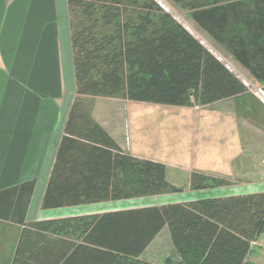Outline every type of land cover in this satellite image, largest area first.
I'll return each instance as SVG.
<instances>
[{"label":"trees","instance_id":"trees-1","mask_svg":"<svg viewBox=\"0 0 264 264\" xmlns=\"http://www.w3.org/2000/svg\"><path fill=\"white\" fill-rule=\"evenodd\" d=\"M264 92V0H175ZM74 97L41 209L181 193L162 162L124 152L93 118L95 97L198 106L246 90L222 60L157 0H66ZM205 177L192 174L194 189ZM35 180L0 189V219L22 240L81 241L87 264H163L141 254L167 227L183 264H247L264 232V191L25 222Z\"/></svg>","mask_w":264,"mask_h":264},{"label":"rangeland","instance_id":"rangeland-1","mask_svg":"<svg viewBox=\"0 0 264 264\" xmlns=\"http://www.w3.org/2000/svg\"><path fill=\"white\" fill-rule=\"evenodd\" d=\"M157 1L223 60L230 70L242 79L246 90L235 98L208 106H198L194 100L179 107L127 101L118 97H101L99 98L101 100L97 101L96 115L105 118L106 123L111 121V125L118 128L117 139L124 146L126 153L167 164L168 179L181 184L192 174L205 177L206 187L194 189L187 179L186 184H183L185 185L183 193L158 196L161 203L201 196L264 191V94L261 92L260 82L253 79L222 46L198 27L182 3L175 0ZM27 62L28 60L23 62L19 75L7 69L0 76V128L3 127L2 123L10 103L11 120L13 117L15 120L20 117L17 121L20 123L21 117L27 115L23 101L29 98L36 105H40L42 100L50 99L48 97L52 96L46 86L37 87L33 91L32 88H28L32 79H46L48 69L43 70L41 64H39L41 68L34 67V60ZM58 72L56 68L57 81ZM71 96L72 101L74 93L73 95L71 93ZM50 100L56 107V118L61 114L65 115L67 110L64 102L69 103L70 100L64 97L63 103L59 106L56 105L55 98ZM95 100L96 98L93 99V106ZM58 103L60 104L59 100ZM116 116L120 117L121 123L117 122ZM12 128V125L8 128V135L12 133ZM11 135L10 141L0 148V179L6 178V182H0V188L15 185L23 180L36 179L43 169L40 167L39 172L35 174L29 170L28 177H20L19 170L22 169V165H19L18 179H13L17 175L11 177L8 174L17 169H8L2 161L8 157L11 164L15 162L14 154L20 141L18 135ZM113 202L118 204L115 207L122 208L128 205L141 206L152 203V200L138 197ZM84 207L87 208L86 211L99 212L111 206L100 202L83 205L81 208ZM158 236L156 243L147 249L144 255L164 262L163 264H183L171 245L168 229L164 227ZM257 243L264 246V232L257 238ZM257 243L252 244L247 264H264V249L262 250Z\"/></svg>","mask_w":264,"mask_h":264},{"label":"crops","instance_id":"crops-1","mask_svg":"<svg viewBox=\"0 0 264 264\" xmlns=\"http://www.w3.org/2000/svg\"><path fill=\"white\" fill-rule=\"evenodd\" d=\"M228 55L230 54L228 53ZM26 60H28V62H32V60H34V67L36 68H39V64H41L43 70L48 69L47 76L45 77L46 79H32L28 85L29 89L32 88L33 91L36 90L37 87L46 86L48 88V92L52 93V96L48 98H55L54 101L56 105H61V103H63L62 100L64 97L69 99L70 102H64L65 109L67 110L65 115L61 114L58 118H56V107L50 99H44L41 101L40 105H36L31 99L28 98L27 100L23 101L24 111H27V115H23L21 117L22 120L20 123L17 122L20 117H17L16 120L13 117L11 120V111L9 108L11 103L7 107V112L5 113L6 116L4 117V121H6H3V127L0 128V148L3 144H7L10 141L12 138H10L11 134L14 136L18 135L20 138V141L17 143L18 146L16 148V153L14 154L16 157L15 162L11 164L8 160V157L2 161L8 169H17L15 172L10 171L8 174L11 177L16 176L21 165L22 169L19 170V174H21L20 177H28L29 173L27 172L29 170L35 174V172H39L40 167L43 168L41 173L38 174L39 176L34 179L35 186L27 208L25 222L80 216L93 213H104L218 196L253 193L237 192L226 195L177 199V201H166L163 203L158 200V196L163 195H156L146 197L150 198L152 203H147L141 206L128 205L118 208L115 207V205L118 204H115L113 201L103 202L109 204L111 207H107L104 209V211L99 212L86 211V207L81 208L83 205L46 210L41 209L40 203L42 194L48 178L50 167L54 160L57 145L63 133V126L67 117V113L72 102L71 93L72 95L74 93V76L71 59L66 0H0V76L2 72L7 69L15 71V75L21 73L20 69H22L21 67L23 62ZM236 63L239 65L238 62ZM56 68L59 70L57 73L59 78L58 81L57 77L55 76ZM57 82H59L58 84L60 85L59 89L57 88ZM95 98V104L92 109L93 118L107 131V133L116 141V143L123 150H125L123 148L124 146L119 143V140L117 139L118 137L116 134L118 128H114L113 125H111V121L106 123L104 121L105 118H102L101 116L98 117V115H96L97 101L101 100L99 99L101 97ZM58 100L60 101V104L58 103ZM34 107L35 109H33ZM117 119V122H120V117H117ZM9 121L11 122L8 124ZM11 125L13 126L12 133L8 135L7 131ZM124 152L126 153V150ZM127 154L136 158L145 159L139 155H132V153ZM162 163L166 167L167 180L172 184L182 186L184 188L185 185L183 184H186V182L190 179V176L189 179L187 178L188 180L186 179L183 181V183L178 184L175 181L168 179V165L164 162ZM18 175L13 179H18ZM24 181L27 180H23L21 182ZM0 182H6V178L0 179ZM6 187L9 186H5L3 188ZM164 195H174V193ZM77 209H80L83 212H78L79 210ZM23 228V225H17L0 219V264H87V250L85 246H82L81 241H73L72 239L61 236L55 237V235H47L49 238L45 240L43 239L38 241L26 239L22 240L21 244H19ZM166 229L168 228L166 227ZM160 233L161 231L159 234ZM159 234H157V236L143 251V253L140 255L141 258L154 263H164L147 258V256L144 255L145 251L150 249V247L156 243V239L159 237ZM254 242L257 243V239ZM257 245H259L262 250L264 249L262 244V246L258 243ZM178 259L180 260L179 257Z\"/></svg>","mask_w":264,"mask_h":264},{"label":"water","instance_id":"water-1","mask_svg":"<svg viewBox=\"0 0 264 264\" xmlns=\"http://www.w3.org/2000/svg\"><path fill=\"white\" fill-rule=\"evenodd\" d=\"M222 62L225 64V62L222 60ZM226 65V64H225ZM239 78V77H238ZM240 79V78H239ZM240 80H242V79H240Z\"/></svg>","mask_w":264,"mask_h":264},{"label":"built area","instance_id":"built-area-1","mask_svg":"<svg viewBox=\"0 0 264 264\" xmlns=\"http://www.w3.org/2000/svg\"><path fill=\"white\" fill-rule=\"evenodd\" d=\"M262 92V91H261ZM264 94V92H262Z\"/></svg>","mask_w":264,"mask_h":264}]
</instances>
